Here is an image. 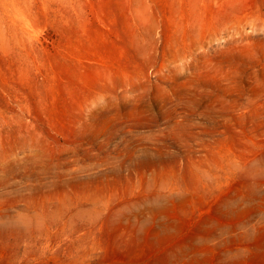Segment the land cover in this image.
Listing matches in <instances>:
<instances>
[{"label":"rangeland","instance_id":"rangeland-1","mask_svg":"<svg viewBox=\"0 0 264 264\" xmlns=\"http://www.w3.org/2000/svg\"><path fill=\"white\" fill-rule=\"evenodd\" d=\"M0 264H264V0H0Z\"/></svg>","mask_w":264,"mask_h":264}]
</instances>
